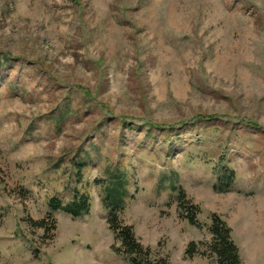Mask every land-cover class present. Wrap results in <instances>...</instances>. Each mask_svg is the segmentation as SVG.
Wrapping results in <instances>:
<instances>
[{"label":"rangeland","instance_id":"rangeland-1","mask_svg":"<svg viewBox=\"0 0 264 264\" xmlns=\"http://www.w3.org/2000/svg\"><path fill=\"white\" fill-rule=\"evenodd\" d=\"M116 184L170 264H216L185 255L213 215L264 264V0H0V264H125ZM76 193L87 215L49 208ZM48 215L53 234L30 227Z\"/></svg>","mask_w":264,"mask_h":264},{"label":"trees","instance_id":"trees-1","mask_svg":"<svg viewBox=\"0 0 264 264\" xmlns=\"http://www.w3.org/2000/svg\"><path fill=\"white\" fill-rule=\"evenodd\" d=\"M105 192L103 201L109 211L107 225L114 240L120 244L119 248H113L114 253L123 257L125 264H170L168 259L162 257L158 252L141 245L135 237L132 227L126 226L118 218L116 212L121 204V198L125 195V191L121 189L120 185L119 187L118 185L110 186ZM177 202L179 219L186 221L192 227L200 228L197 221L199 208L188 201L183 192L179 193ZM48 205L51 211H62L73 218H81L87 215L89 210L88 198L86 196L79 198L78 193L74 194V199L68 204H63L53 198L49 200ZM48 222L51 224L49 227ZM29 225L31 228L44 229L45 236L53 234L56 229V223L51 215L40 222L30 220ZM208 232L211 236L210 242L205 245L189 244L185 251L187 258L203 255L214 258L216 264H242L238 248L231 238V230L221 218L216 215L211 216ZM52 238L53 235L48 239L52 240ZM199 247H205V252L201 251Z\"/></svg>","mask_w":264,"mask_h":264}]
</instances>
